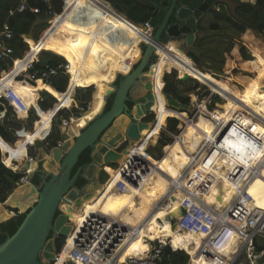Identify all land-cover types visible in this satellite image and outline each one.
I'll use <instances>...</instances> for the list:
<instances>
[{
    "label": "trees",
    "instance_id": "trees-1",
    "mask_svg": "<svg viewBox=\"0 0 264 264\" xmlns=\"http://www.w3.org/2000/svg\"><path fill=\"white\" fill-rule=\"evenodd\" d=\"M65 1V12L63 15L59 16L60 20L57 18L54 19V30L51 31V33L43 38L40 42L38 41V43L34 42L32 39H29L28 42L30 47L35 51L43 49L46 50L41 53L42 55L39 58V62L35 64L36 68H39L42 64L47 62L50 64H56L57 62L65 61L66 57L71 65V68H73V73L69 79L67 88V75L65 74H58L49 80L48 84L51 86L47 84L46 89L52 93V95H54L57 101L55 103V98L48 92L43 91L39 104L44 110L37 108L40 120L33 131L24 132L23 135L26 139L25 141L19 139L16 141V144H10L14 141V138L12 139L10 134H8L5 126L0 125V149L4 155L3 162L6 165L5 166L1 162L0 153V202H3L7 198V196L17 186L19 180L25 175V172L23 171H14L9 168L14 166L12 160L19 158V155L17 154L18 147L23 145L26 149V141L30 142V140L33 138H41L45 133L44 128L49 126V120H52V116L55 114V112L60 110L62 107L70 105L71 96L74 93V87L71 85L72 80H78L79 77L83 76L85 73L88 75L89 73L94 72L96 75H100L107 71L108 61L106 60V57L102 56V52L98 51L100 48H103L102 51H108V48L114 49L116 45L121 44L124 40L130 38V36L125 33V31L119 28H112V25L109 22L106 21L101 23L99 21L100 17L91 13V8L89 10L85 2L80 0ZM107 1L114 9L125 15L127 19L133 23H144L149 21L151 17L152 9L145 3L149 0ZM28 2L30 5L40 6L42 11L48 9L47 5L43 4L40 0H28ZM232 2L233 3H231V5L229 3H225L224 1L220 2L216 7L207 12L208 14L205 17L198 19L195 40L192 44L184 47V51L187 54V57L196 64L197 68L201 72L207 73L213 78L214 76L218 78L220 75H223L224 71L230 67L229 69H232V72L234 73V78H236L238 82L244 83L243 87L240 90H235L232 89L225 81H219L225 83L233 91L235 90V92L241 91L240 94H242L245 99L249 98L248 100H250L253 105L257 104L258 102L262 103L263 107L261 109L264 110V90H262L264 89V0H232ZM3 5L4 8L2 10V20L6 19L11 30L16 34L14 39L10 41V44L14 47V56L19 57V55H21L27 47L19 35L29 32L36 16L29 11H25L24 13H14L7 16V10L15 6V0H4ZM62 6V0H50V9L60 12L62 10ZM39 24L41 23L39 22ZM62 24H68V26L70 25V30L67 33H64L67 29L63 28ZM35 36L36 39L39 37L37 34H35ZM51 40H54L56 44L50 42ZM247 45H251L253 48H255V50L252 51L254 57L251 61H249L251 59V55L247 49ZM52 49L56 50L57 52ZM256 49L259 50L261 54ZM50 51H53L55 54ZM29 54L30 52L26 53L23 59L16 60L15 65L12 66L9 71H6L7 65H2V70H5L3 73V77L5 78L0 80V91L6 86H11L25 101L27 107L31 106V104L35 105V98L37 96L38 89L34 88L31 84L16 81L14 76L19 73L18 69L24 65ZM231 63H234L235 68L230 66ZM10 65L11 64H9V66ZM260 65H262V67ZM172 68L177 69L176 67H171L170 69ZM254 72H256V74L251 78L250 76ZM170 75L173 77V81L167 80L165 76L164 80L171 83V91L174 97L181 105H189V92L195 93L196 89L200 87V84L192 77H189L186 81L178 79L177 72L175 70H173ZM118 79L119 77L117 80ZM179 85L182 86L181 92L178 88ZM233 85L238 86L236 83ZM92 91L93 87L87 83L81 84L80 88L76 90L74 97L75 99L82 101L81 107H87V103L90 101ZM192 98L195 99L196 96H193ZM111 99L112 96L108 97L107 103L104 107L105 110L109 108ZM215 101H220V97L217 94L213 96L210 107L214 106ZM54 103L55 105L53 106ZM6 107L11 110L10 106ZM219 108L223 112L218 109H214V111L216 110V114L218 116L224 115V111L226 110L222 107ZM0 110H2L1 105ZM162 110L161 112L163 114L161 115L155 112V121L162 124H159L157 129L161 131V129L166 126L168 130H174L177 133L178 129L176 130V128L178 120L176 118H168L167 120V117L176 116L178 118L184 119L185 114H181L179 110L170 112L167 107L163 108ZM10 114V111L6 113L8 117ZM68 115L65 117H68ZM20 116L25 117L26 113H20ZM166 121L168 122L167 125ZM198 123L199 122H197V120L196 123L186 121L185 127H181V125H179V127H181V131L174 140L172 137L166 136L165 133L160 136V132L158 131L147 133L145 137V143L149 146L155 142H157V144L156 146H150V148L147 149V152L145 150H134L133 153H137L138 156H133V158L130 159L133 162V166L131 168H134L137 164H144L147 166V168L155 171L157 174H161V176L166 175L167 171L165 166L159 164L157 161H155V159L161 162L162 156L165 154H169L170 157L176 158V156L179 155L177 148H179L180 153H186L190 155L195 142L199 138L203 136H206L207 138L211 137V133L215 128L213 123L210 125H207L204 122L200 123V127L203 128L201 130L205 131L206 133L202 132L198 126H194L195 124L198 125ZM192 128H196V130ZM254 129L257 132H264V129L260 128L259 126H255ZM60 139V128L55 122H53L51 132L46 138V142H48L46 149H50L51 147L55 146L57 142L60 141ZM212 142H214V140H212L210 143ZM238 146L240 145L238 144ZM162 148L164 153L162 152ZM25 149L23 151L24 153ZM242 150L247 154L245 148ZM89 151V148H87L80 154L78 163L74 167L72 173L77 167L89 162ZM210 152L211 158L216 165L214 168V173H212L213 176L209 175L210 171H208V169L205 170V167L203 168L201 165V159L203 156H207L209 154L206 151L203 152L202 157L196 161L195 165H198L203 169L201 170L199 168L205 176H210L212 178L209 179V182L215 183V181H219L224 183L223 191L225 192L229 203H231L233 196L237 192V187L236 183H230L228 181L226 175L229 172L237 170L238 164L231 163L229 155H226L223 159H221L223 156L222 150L214 151L213 146L210 147ZM30 155L32 154L30 153ZM192 160L193 159H191V161ZM216 160L218 161V164L216 163ZM131 168L122 167V169H119V166L116 165L106 166V171L113 172L115 174L113 181L116 179L111 185L110 195H127V197L123 198L120 202H114L107 206L105 210L106 215L113 220L119 221L122 225H124V228L126 227V229H128V231L130 229L127 227L128 223L125 224L127 221H124L123 215H126V218L129 219H136L143 212L141 206L133 202L131 197H139L146 205H150L151 191L154 188H157V186L150 181L145 173L143 175L140 173V168H135L133 179L136 178V180H133V183H126L127 186L125 187V190H119L117 188L116 182L122 178L121 175L124 171ZM102 174H104L106 179V174ZM38 175L39 173L37 172L32 179L33 183L35 184L39 183ZM255 180L259 182L262 181L264 188V181L261 178H257ZM84 183L85 180L83 178H78L75 184L77 187H81ZM256 188L257 190L251 189L249 187L248 191L251 196L255 197L258 193L263 194L264 198V191L261 190L259 184L256 185ZM256 205L260 206L259 203H256ZM24 214L25 213H16V215H14V217L11 219L0 223V243L4 241L6 236L12 235L16 231L24 218ZM92 217H94V215L89 216V220H91ZM158 218L160 219V217ZM159 223L161 225L164 224L161 219L159 220ZM78 229L80 230V227H78ZM237 235V233L234 234L229 231L225 234L217 235L215 238V244L212 247L202 244L203 247L201 258L204 259V262H206L205 264H228L238 248ZM139 239H144L146 241V238L141 234L134 236L132 243L125 252L128 254V256L133 255L139 257L144 255L148 250L149 247L147 246V243ZM180 240L181 237L179 241L178 237H176L174 244L172 245V247L177 250L172 251L169 246L164 248L161 264H186L188 262V254L183 252L180 245ZM69 241L70 240L67 238L64 240V238L61 236L57 237L55 240L57 252L62 253V251L67 248ZM254 247L256 252H263L260 263H264V237H256L254 239ZM166 255L169 256L166 257ZM190 262V264H194L195 260L193 261L191 259ZM54 263L62 264L63 260L58 259L55 260Z\"/></svg>",
    "mask_w": 264,
    "mask_h": 264
},
{
    "label": "water",
    "instance_id": "water-1",
    "mask_svg": "<svg viewBox=\"0 0 264 264\" xmlns=\"http://www.w3.org/2000/svg\"><path fill=\"white\" fill-rule=\"evenodd\" d=\"M219 1L145 2L152 9L149 19L153 28L151 40L142 41L140 46L135 48L132 59L121 72L116 73L114 80L119 77L117 83L113 80V89L105 94L106 97L112 96L109 108H104L107 103L105 99L101 112L88 118L78 129L77 136H74L71 130L75 124L73 120L69 126L64 127L60 126L61 118H55V123L60 126V142L46 152L43 141L36 139L34 159L20 166L22 171L31 168V176L27 177L26 182L18 184L7 198L0 202V223L14 217L13 210L25 213L16 231L0 243V264H53L57 253L55 240L59 236L66 237L71 228V222L61 210V205L66 202V195L72 198L81 194L75 184L76 180L83 178L86 181L92 174V169L97 167L95 162H99V169L105 164H119L120 156L127 152L131 143L141 138L140 131L150 123L145 119L146 116L154 114L153 121L156 118L151 109L155 95L152 93L150 81H146L144 88H139V92L137 89L143 74H147V70L155 63V50L160 49L161 45L169 40L179 44H192L197 33L198 19L204 17ZM39 22L46 20L36 16L32 26ZM137 24L145 28L142 22ZM27 35L32 37L31 32ZM181 50L184 51V47H181ZM189 77L191 76L188 74H182L178 78L186 81ZM161 80L167 105L178 110L190 109L189 105H181L176 100L171 91V83L165 81L163 76ZM89 107L83 114L89 112ZM70 111L75 119L82 113L75 107H71ZM28 143L26 141V145ZM87 148L90 150L89 162L77 167L72 173L80 154ZM37 172L39 183L35 184L32 179ZM181 212L184 214L185 210L182 208ZM166 219L170 220V217L167 216ZM64 264L74 263L68 260Z\"/></svg>",
    "mask_w": 264,
    "mask_h": 264
},
{
    "label": "built area",
    "instance_id": "built-area-1",
    "mask_svg": "<svg viewBox=\"0 0 264 264\" xmlns=\"http://www.w3.org/2000/svg\"><path fill=\"white\" fill-rule=\"evenodd\" d=\"M3 1L4 0H0V10ZM40 1L43 4H46L48 9L42 11L40 6L30 5L28 0H15V6L11 7L8 10L10 15L14 13H24L25 11H29L35 16H39L40 18L43 16L47 19V26L45 27V29H43L42 36L40 35L41 37L39 36L34 41L36 43H38V41L40 42L43 38L49 35L51 31L54 30V19L60 15H63L66 8L65 0H62L63 6L60 12H56L54 9H50V0ZM94 1L95 6L101 8V12L104 15L121 19L126 24H130L133 27H136V25H138L136 23L128 21V19L124 15L110 6L109 2H107L106 0ZM143 24L145 25V28L151 27L149 21L144 22ZM15 36L16 34L10 29L8 23L6 21H3L0 16V60L3 61L6 59H10V66H14L18 58L14 56L13 46L7 45L5 41H11ZM21 38L29 45V50L26 53L33 52L28 42V37L26 35H21ZM43 51L46 50L43 49L36 52L32 59L25 64V69L21 70L16 76H14V79H17L20 76L25 77V79L20 78V80L16 81L49 82V80L53 76H56L58 74L67 75V80L71 78V73L69 72L70 63L67 59H65V61L57 62L56 64H50L49 62H47L42 64L39 68H36L35 64L39 62L38 56H40ZM2 72H0V74ZM4 78L5 77L0 76V80ZM208 89L210 88L208 87ZM74 93L72 95H74ZM214 94L215 93L211 89L208 93H202L201 88L198 87L196 89V92L194 93L196 98H192V100L190 101V109L179 110L181 114H185L184 119L178 118L176 116H174V118L176 117V119L179 120L178 124H180L181 127L182 124L186 125V121L196 123V120L200 116L206 117L216 125V127L213 129V132L211 133L212 138L206 140L198 149L197 153L194 156V159L189 164V168L195 166L197 157L203 155L202 152L206 151L209 154L207 156H203V158L201 159V165L203 168L205 167V170L208 169V171H210L209 175L213 176L212 173H214V168L216 165L211 158L210 147L213 146L214 151L225 150L229 155L231 163L238 164L237 170L229 172L226 175V178L230 183H236L237 192L233 196L230 206L226 210L213 211L200 201H198V203L194 202L190 204L189 207L186 208L185 213L178 220L179 227L182 230L198 232L204 235L203 244L205 246L211 247L214 246L215 238L217 235L225 234L229 231L234 234L237 233L242 238V242L241 245H239L237 254L234 256V259L232 261H236L242 256V259H244L240 264H264L260 263L263 252H256L254 247V239L258 236L264 237V208H259L255 205L251 206L254 200L248 191L253 180L261 178L264 181V132H257L255 129H253V127H255L254 125L260 123L261 118L258 114L253 113V111H249L248 113L244 112L243 116L245 117V122L239 124L237 122V119H241L242 117L238 112H235V118H232L231 120H227L226 114L218 116L214 112V108L216 107L217 103H214L215 107H210ZM221 98L225 100V98ZM0 101L3 105L10 106L13 112L18 115L20 113L28 114L31 106L35 109V112L38 113L37 108L39 107L33 106V104L27 107L25 101L11 86H6L0 91ZM88 106L90 105H87L86 108H88ZM70 107L71 103L70 106L66 107V109H69ZM86 108H83L81 106L77 107L80 112L84 111ZM59 112L60 110L55 112V114L52 116V119L55 118V116H57ZM60 118V126L64 127L69 126L70 122L72 120L74 121L75 119L72 116ZM52 124L53 123L51 120L47 132H45L40 138L43 139L45 147L48 146L46 138L51 132ZM181 127L177 129L180 130ZM163 128L162 129L164 131H162L161 134L166 132L171 135L173 140L179 133L178 132L172 134L171 131L166 127ZM78 134L79 131H77V133H74L73 135L77 136ZM211 140H214V142L209 144ZM207 144H209V146H206ZM236 144H239L240 147H236ZM243 148L246 149L248 155L244 153V151L242 150ZM33 159L34 156H27L26 154L24 155L23 159L13 161V164L14 167L17 168L18 165L20 166L23 164L21 163V161L26 162L32 161ZM135 168H140L139 171L142 175L150 171L149 168H147V166L144 164H137L134 168L124 171L121 175L122 178H120L117 183V188L119 190H125L126 183H133V180H136V178L133 179ZM31 171L32 170L27 169L25 171V175L20 179L18 184L26 182L27 175ZM187 173L188 171L187 169H185L183 171V174L186 175ZM181 180L182 176L177 180H173L167 194H165V196L163 197L167 198L168 195H171L173 191H176L179 188H183L188 191L187 187H190L192 182H189L187 186H185L180 182ZM108 220L109 223L99 220L91 226H85V229L87 228V231L84 229V231L82 232V236L78 238V242L75 243V246L72 249L71 253L68 255L67 260H71L74 264H119L117 258L124 248V245H126L125 238L127 236L128 229H126V227L124 228L117 220H113L109 217ZM175 221H177L175 220V218L170 217L171 223ZM88 222H91V220H88ZM147 242L149 244V248L143 256H128L124 259L122 264H161V258L167 242L159 240H149ZM168 244L172 251L177 250L173 248L169 242ZM120 245H123L121 250H119ZM168 256L169 255H166V257ZM188 257L189 259L186 264H190L191 261V256L188 255ZM55 260L56 258L53 260V263ZM65 262L66 261H64L62 264H64Z\"/></svg>",
    "mask_w": 264,
    "mask_h": 264
},
{
    "label": "bare ground",
    "instance_id": "bare-ground-1",
    "mask_svg": "<svg viewBox=\"0 0 264 264\" xmlns=\"http://www.w3.org/2000/svg\"><path fill=\"white\" fill-rule=\"evenodd\" d=\"M80 1L85 2L88 8L90 6L91 8L90 12L93 13L94 15L99 16L100 22H106V21L109 22L113 28H119L125 31L126 33H129L130 38L124 40L121 44L116 45L114 49L108 48V55L106 57V60L108 61L107 71H105L104 73L100 75H96L95 73L91 72L86 76L87 84L95 86V90L93 92V98H92V101L89 107L90 108L89 112L86 113L87 115L81 113L80 115H77V118L74 120L75 124L71 127V130L73 131V133H77L78 129L81 126H83V124L86 123L88 118H92L94 115L101 112L105 104V94L110 89H113L111 88V83L115 79L116 73L121 72L122 68L132 59L134 52H135V48L139 47L142 41L148 42L151 40L150 34H152L151 32H149L150 30L152 31V27L143 28L139 25H136V27H133L130 24H126L121 19L113 18L108 15H104L101 12V8H98L97 6H95L94 0H80ZM3 8H4V5L2 4L1 10H0L1 18H2ZM9 15L10 14L7 10V16ZM56 18L60 20L59 16ZM5 21L7 22V20ZM63 28L67 29L68 28L67 24H63ZM67 32L68 30L66 31V33ZM5 43L9 46L11 45L10 40H6ZM98 51L102 52V48H100ZM36 52L38 51L33 50V52H30L24 65L18 69L19 72L25 69L26 67L25 64L29 60L32 59V57L36 54ZM155 53H156L155 63L151 65V70L148 74H143V77H141L139 81L140 85L137 87L138 92H139V88L141 89L144 88L145 82L148 80L150 81L152 93L155 95V100L151 106V109L154 112H159V111L161 112V109L163 107H167L170 112L178 110L176 108H170L167 105L166 98L164 94L162 93L163 82L161 80L165 71L169 70L171 67H174L175 65L178 68H180L179 75L188 74L192 77H195L199 79L200 81L204 82L213 92H216L220 94V96L225 98V100L227 101V106L224 107L221 104H217L216 107H222L223 109L227 111L225 112L227 116V120H231L232 118H235L234 114L235 112H238L242 117L241 119L245 121V117L243 116L244 112L248 113L249 111H253V113L258 114L261 118L260 123L254 126H259L260 128L264 129V112L260 110L259 108L254 107L252 105L253 103L249 102L250 100L247 101L249 98L245 100L243 95L240 94L239 91L234 92L225 83L197 69V67L190 60H188L187 54L181 50V46L177 41L169 40L165 42L163 46L161 45L160 49L155 50ZM9 63L11 64L10 59H6L3 61L0 60V72L3 71L1 68L2 65H7V68H8ZM260 66L262 67V65ZM70 70H73V68H71V65H70ZM70 73L72 75L71 71ZM163 79H164V76H163ZM71 85L72 87L76 88V87H80L81 84L77 79H74L71 81ZM202 117L203 116H200L197 119V121H200V120L203 121ZM237 120H240V119H237ZM50 122H51V119L49 120V123ZM49 126H46L44 128L45 132H47ZM157 128H158V123L154 120L148 123L147 126L144 127L140 131L141 138L131 143L127 152L120 156L118 162L121 168L122 167L131 168L133 166V162L130 160L132 151L146 150L149 147V145L145 143L146 134L149 132H154V131L160 132ZM201 131L206 133L203 130ZM206 140L208 139L206 136H204L196 142L195 152L198 151V149L203 145V143ZM222 154L223 156L221 159H223L224 156L228 155L225 150H222ZM132 155L138 156V154L137 153L135 154V152ZM101 156H103V154H101ZM23 157H24V154L21 157H19L18 160L23 159ZM21 163L24 164L25 162L21 161ZM95 163H96V166H100L98 164L99 162H95ZM165 164H166L165 169L167 171L166 175L161 176V174H158L157 175L158 178H157L152 173H150L151 177L155 179L156 182L158 183V187H160V189L162 190V192L159 193V203L152 205L149 208H146L147 217L141 220L140 222L127 218V220H129V224L133 227L132 237L134 238V236H136L137 234H141L143 237H145L148 240H155V241L159 240V241H164V242L168 240L169 243L172 244L175 234L178 232V234H176V236H178L179 234H181V232L179 231H182L185 235V238L187 239L185 246H184L186 251L190 255L196 257L200 255L201 253V245L198 241H196L192 237L191 234L193 233V231L182 230L179 227V224L178 226H176V228H168L166 226L161 225L159 223V220H157L155 217L156 216H169V217H174L176 220H179V218L183 215V213L181 212V209L183 208L184 210H186V208H188L190 204L194 202L198 203V201L203 202L205 206H208L213 211L226 210L230 206V203L228 199L226 198L225 192L223 191L224 183L219 182V181L215 182V185H216V188H215L209 182V178L205 176L204 173L196 165L186 175L183 174V171L188 167L184 157H182V164L180 165L179 164L176 165L169 158L165 159ZM107 165L117 166L118 164L117 163L105 164L103 165L101 171L103 170L106 171ZM29 169L32 170L31 168ZM163 171H164V167H163ZM181 176H182V180L180 182L183 185L187 186L189 182H192L191 186L187 187L188 191L183 188H179L176 191H173L171 195H168V197L165 198V200L161 202L163 196L167 194L172 181L177 180ZM117 183L118 181L116 182V184ZM112 184L113 182H111L110 180H106L103 183L94 181L91 183L89 191H87L85 194H83L84 188L79 187L81 194H78V196L77 194L72 198L67 195L65 196L67 200L66 202H63V205H61V210H63V213L67 215V220L71 222V228L67 236L64 237V240L66 238L69 239L70 241L68 242V246H70L71 243L73 244V246L72 248H69L67 246V248L64 251H62V253L57 252L55 254L56 260L62 259L63 262L68 261L67 260L68 255L71 253L72 249L74 248L75 243L78 242V238L82 236V232L84 231L85 226H91L95 222H98L99 220L106 221L109 223L105 210L107 206L115 202V196L110 195L111 193L110 187ZM251 186L255 188L256 185L252 183ZM253 200L254 202L253 204H251L252 206L253 205L257 206L256 203H259L260 206H257V207L264 208L263 194H257L255 197H253ZM136 201L141 204V201L139 198L136 199ZM165 201L166 203H164ZM93 215L94 217H92L91 222H88L89 220L88 217L93 216ZM160 219L162 220L164 224H170V222L166 218H160ZM78 227H80V230L78 229ZM85 230L87 231V228ZM195 233H197V236L200 240L204 239V235L198 232H195ZM128 236H126L127 238H125L126 245H124L123 249H122L123 245H120L119 250L122 249V251L118 257V259H120L118 262L119 264H122L124 259L128 257V254L125 253L126 250H128ZM74 237H75V240H74ZM139 240L145 241L144 239H139ZM241 242H242V238L240 236L237 237L238 247L239 245H241ZM148 247H149V244H148ZM237 250L234 253V255L237 253ZM234 255L232 256L228 264H230V262L233 260Z\"/></svg>",
    "mask_w": 264,
    "mask_h": 264
},
{
    "label": "crops",
    "instance_id": "crops-1",
    "mask_svg": "<svg viewBox=\"0 0 264 264\" xmlns=\"http://www.w3.org/2000/svg\"><path fill=\"white\" fill-rule=\"evenodd\" d=\"M225 2V3H233L232 2V0H220L219 1V3L220 2ZM218 3V4H219ZM218 4H216V5H214V7H216ZM213 7V8H214ZM208 13H206L205 15H204V17L207 15ZM41 19H43V20H46V22H40L41 24H47V19L45 18V17H41ZM6 20V19H5ZM5 20H3V21H5ZM39 24V23H38ZM37 24V25H38ZM37 25H35V26H32L31 27V29L29 30V32L28 33H24V34H21V35H26L27 37H28V40L29 39H32V37H33V41H35L36 40V36H35V34H37V33H35L36 31H39V29H40V27L39 26H37ZM40 25V24H39ZM63 25V24H62ZM47 26V25H46ZM67 27H69L68 26V24H67ZM68 29V28H67ZM67 30H65V32H66ZM31 32V35H32V37H29L27 34H29ZM64 32V33H65ZM149 32H151V30L149 31ZM21 35L19 36L20 38H21ZM38 35V34H37ZM38 36H40V35H38ZM14 39V38H13ZM12 39V40H13ZM21 40H22V38H21ZM23 41V40H22ZM23 43L24 44H26V46H27V43L26 42H24L23 41ZM12 46V45H11ZM14 48V47H13ZM29 50V48H28V46L26 47V49L22 52V54L21 55H19V57L20 58H23L24 57V55L26 54V52ZM50 52H52V53H54L53 51H50ZM55 54V53H54ZM102 56H104V57H107V55H108V51H102ZM41 55L42 54H40V56H38V58H40L41 57ZM188 58V57H187ZM19 59V58H18ZM66 59V58H65ZM188 60H190L193 64H194V62L190 59V58H188ZM10 64V63H9ZM195 65V64H194ZM9 66V65H8ZM196 66V65H195ZM12 66H9L7 69H6V71H9L10 70V68H11ZM180 69V68H179ZM72 73H73V70H70ZM69 71V72H70ZM5 72V70L0 74V76H3V73ZM94 73V72H93ZM87 73H85L83 76H80L79 77V79H78V81L80 82V84H83V83H87V80H86V75ZM20 78H24L25 79V77H23V76H20V77H18L17 79H15V80H20ZM115 81V80H114ZM25 83H28V84H31L34 88H37L38 90H37V96H36V98H35V105L33 104V106H38L40 109H42L41 107H40V104H39V102H40V100H41V98H42V94H43V91H46V92H48L51 96H53L54 97V95H52V93H50L47 89H46V85L48 84V82H39V81H37V82H25ZM69 83V79L67 80V84ZM67 84H66V88L68 87L67 86ZM75 84V83H74ZM48 85H50V84H48ZM51 86V85H50ZM92 87H94L93 85H91ZM85 87H87V86H85ZM66 88H65V90H66ZM80 87H78V88H76V89H79ZM55 89V88H54ZM94 89V88H93ZM15 90V89H14ZM74 90H75V88H74ZM93 92V91H92ZM75 93H76V90H75ZM75 93H74V95H72L71 96V107H75V108H77V107H80L81 106V102L82 101H79V100H77V99H75ZM240 93H241V91H240ZM55 98V97H54ZM105 99H108V97H105ZM56 101H57V99L55 98V103H56ZM91 99H90V101L87 103V105H90L91 103ZM55 103L53 104V106L55 105ZM90 103V104H89ZM0 105L2 106V110H0V125H3V126H5L6 127V130H7V132H8V134H10V136L12 137V139L14 138V141L12 142V143H10V144H16V141H18L19 139H21V140H26L25 139V137H24V132L26 131V132H30V131H33L34 129H35V127H36V125L38 124V121L40 120V116L38 115V113H36L35 112V109L31 106V109H30V111H29V113L28 114H26V116L25 117H21L20 116V114L18 115V114H15L14 112H13V110H12V108H11V110H9L8 109V107H6V106H8V105H3L2 104V102L0 101ZM253 105V104H252ZM52 106V107H53ZM70 106V105H69ZM254 107H256V108H258L259 106H257V105H253ZM51 107V108H52ZM70 107V108H71ZM51 108H49V109H51ZM70 108L69 109H66V107H64L63 109H60V112L57 114L58 115V117L60 118V117H65L66 115H68V113H69V115H68V117L69 116H72V112L70 111ZM163 108H166V107H163ZM162 108V109H163ZM260 108V107H259ZM49 109H46V110H49ZM161 109V110H162ZM42 110H44V109H42ZM260 110H262L261 108H260ZM8 111H10L11 112V114H10V116L8 117L7 115H6V113L8 112ZM59 111V110H58ZM263 112H264V110H262ZM158 114H163L162 112H157ZM57 117V118H58ZM55 118H53L52 119V123H53V121L55 122V120H54ZM51 123V122H50ZM159 124H161V123H158V125ZM162 125V124H161ZM164 126V125H163ZM194 126H198V128L199 129H201V127H200V123H198V125L197 124H195ZM215 126V125H214ZM31 127V128H30ZM30 128V129H29ZM192 129H194V130H196V128H192ZM191 130V129H190ZM204 137V136H203ZM2 138V137H1ZM202 138V137H201ZM36 139H40V138H33L32 140H30V142L28 143V145H26V149H25V147L23 146V145H20L19 147H18V151H17V154L19 155V157H21L22 155H23V151H24V149H25V153H24V155H26V153L27 154H29L30 155V153L32 154V156H33V152H35L36 151V148H37V146L35 145V140ZM200 139V138H199ZM198 139V140H199ZM210 139V138H209ZM208 139V140H209ZM40 140H42L43 141V139H40ZM7 142V141H6ZM43 143H44V141H43ZM210 143V142H209ZM209 144H207V146H208ZM178 149V148H177ZM179 151V150H178ZM0 153H1V162L4 164V162H3V157H4V155H2V152H1V149H0ZM179 153H180V151H179ZM197 152H195V146H193V148H192V150H191V152H190V155H188V154H186V153H180V155L177 157L176 156V158L174 157V158H172V157H170V155L169 154H165V155H163L162 156V161L161 162H159L158 160H156L155 159V161H157L159 164H161V165H166L165 164V159L166 158H169V159H171L172 160V162L173 163H175L176 165L177 164H182V157H184L185 158V161H186V163H187V171L188 172H190L192 169H193V167L194 166H192V167H190L189 168V164H190V162H191V159H194V156H195V154H196ZM203 153V152H202ZM132 154H133V151H132ZM131 154V159L133 158V155ZM144 155V154H143ZM202 157V155L201 156H199V157H197V159H196V161L199 159V158H201ZM16 160H18V159H16ZM13 161H15V160H12V162ZM177 162V163H176ZM196 164V163H195ZM5 165V164H4ZM6 166V165H5ZM21 166V165H20ZM20 166H18L17 168H15V169H13V168H11V167H9V168H11L12 170H14V171H16V170H19V171H22V170H20ZM198 168H200L198 165H196ZM14 167V166H13ZM124 168H127V167H124ZM201 170H203L202 168H200ZM150 170V169H149ZM23 172H25V171H23ZM106 173L105 174H107L108 175V177H107V179L108 180H110L111 182L113 181V179L115 178V174L113 173V172H108V171H105ZM30 173V172H29ZM28 173V175H30L31 176V173L29 174ZM150 173H152L154 176H156L157 178H158V174L155 172V171H152V170H150L149 172H146L145 174H146V176L150 179V181L153 183V184H155L156 186H157V188H154L152 191H151V199H150V205H146L143 201H142V199L141 198H139V197H136V196H132L131 197V200L133 201V202H135V203H137L138 205H140L141 206V208L143 209V212H142V214L140 215V216H138L136 219H133V220H136L137 222H140L141 220H143V219H145L146 217H147V214H146V208H149V207H151L152 205H155V204H157V203H159V193L160 192H162V190L160 189V187H158V183L156 182V180L155 179H153L152 177H151V175H150ZM209 179H212L210 176H207ZM106 179V180H107ZM105 180V181H106ZM104 181V182H105ZM211 183V182H210ZM212 184V186H214L215 188H216V185H215V183H211ZM127 197V195L126 194H124L123 196L120 194V195H118V196H115V202H120L123 198H126ZM140 199V201H141V204L139 203V202H137L136 201V199ZM167 201V200H166ZM166 201L164 202V203H166ZM164 203H163V205H164ZM162 205V206H163ZM124 216V221L126 220V221H128L127 220V218H126V215H123ZM158 217H160V218H167V216H156L155 218L157 219V220H160ZM168 220V219H167ZM176 220V219H175ZM125 221V222H126ZM169 222H170V220H168ZM125 224H127V222L125 223ZM178 220L177 221H175V222H173V223H171L170 222V224H162L163 226H166V227H168V228H176V226H178ZM127 227H129V231H128V233H127V236H128V234H129V236H128V247H129V245L132 243V240H133V227L132 226H130L129 224H127ZM179 232H181V234H182V237H181V240H180V245H181V248H182V250L183 251H185L188 255H190L187 251H186V249H185V243H186V241H187V239L185 238V235H184V233L182 232V231H179ZM176 234H178V232L176 233ZM176 234H175V236H174V239H173V242H172V244H170L171 246L174 244V241H175V238L177 237L176 236ZM192 237L197 241V233H195V232H193L192 234ZM237 237H239V234L237 235ZM127 238V237H126ZM148 239H146V241H147ZM182 243V244H181ZM201 245V253H200V255H198V256H196V257H194V256H192V255H190L191 256V259L194 261L195 260V263L194 264H205L206 262H204V259H202L201 258V255H202V247H203V245L202 244H200ZM118 259V258H117ZM119 260L120 259H118V262H119ZM191 263V262H190Z\"/></svg>",
    "mask_w": 264,
    "mask_h": 264
},
{
    "label": "rangeland",
    "instance_id": "rangeland-1",
    "mask_svg": "<svg viewBox=\"0 0 264 264\" xmlns=\"http://www.w3.org/2000/svg\"><path fill=\"white\" fill-rule=\"evenodd\" d=\"M104 1V0H103ZM107 1V0H106ZM108 2V1H107ZM109 5L111 6V4L109 3ZM229 5V4H228ZM230 5H231V3H230ZM89 10H90V6H89ZM101 23H103V22H101ZM47 24H38L37 26H39L40 27V29H39V31H36L35 33H37L38 35H41L42 36V34H43V29H45V26H46ZM70 26V25H69ZM113 28V27H112ZM116 29V28H115ZM68 31H69V27H68V29H67ZM66 33V32H65ZM126 33V32H125ZM126 34H128L129 35V33H126ZM40 36V37H41ZM50 42H52V43H54V44H56V42L54 41V40H51ZM50 42H48V43H50ZM58 44V43H57ZM180 46L181 47H186L187 46V44L185 43V42H182V44H180ZM247 49H248V51H249V53H250V55H251V59L249 60V61H251V60H253V54H252V51L253 50H255V48H253L251 45H247ZM102 50H103V48H102ZM257 50V49H256ZM258 52H259V50H257ZM260 53V52H259ZM61 54V53H60ZM261 54V53H260ZM62 55V54H61ZM64 56V55H63ZM65 57V56H64ZM66 58V57H65ZM154 59H153V61L154 60H156V58L155 57H153ZM195 64V63H194ZM232 64V65H231ZM230 64V66H232L233 68H235V66H234V63H231ZM196 65V64H195ZM174 67H176L177 69H175V68H172V69H170V70H168V71H165L166 72V75H165V78L167 79V80H170V81H173V77L170 75L172 72H173V70H175L176 72H177V77H179V68L177 67V66H175L174 65ZM197 67V66H196ZM251 67V66H250ZM230 67H228L227 68V70L226 71H224V74L223 75H220L218 78L216 77V76H214V78H216V79H218V80H221V81H225L232 89H235V90H240L242 87H243V85H244V83H242V82H238L237 80H236V78H234V73L232 72V69H229ZM198 69V68H197ZM252 69V68H251ZM150 70H151V67H150V69H148L147 70V74L150 72ZM256 74V72H254V74H252L250 77L252 78L253 77V75H255ZM163 75V76H164ZM192 77V76H191ZM193 79H195L199 84H200V88H201V92L202 93H208L210 90L208 89V87H207V85L206 84H204V83H202V81H198V79L197 78H195V77H192ZM118 81V80H117ZM236 83V85H238V86H234L233 84H235ZM202 84V85H201ZM203 86V87H202ZM94 89H93V92H94V90H95V86L93 87ZM179 89H180V92H181V89H182V86L181 85H179V87H178ZM77 90V89H76ZM235 90H234V92H235ZM93 92L91 93V101H92V98H93ZM190 93V94H189ZM189 93H187V94H189V98H190V101L192 100V97L193 96H195L194 95V93L193 92H189ZM214 93H216V92H214ZM216 94H218V93H216ZM192 96V97H191ZM214 96V95H213ZM218 96L220 97V94H218ZM106 97V96H105ZM222 97V96H221ZM221 97H220V101H218V102H216L215 101V103H217V104H221L222 106H227V101L226 100H221ZM245 99V98H244ZM213 100V99H212ZM246 100V99H245ZM247 101H249V100H247ZM250 102V101H249ZM91 103V102H90ZM89 103V104H90ZM190 105V104H189ZM256 105H258L260 108H262L263 107V105H262V103H260V102H258ZM258 107V108H259ZM259 108V109H260ZM214 109H218V110H220V108L219 107H215ZM221 112H223L222 110H220ZM224 112H227V111H224ZM215 113H216V111H215ZM190 116V115H189ZM58 117V115L57 116H55V118H57ZM173 118H174V116H172ZM204 117V116H203ZM202 117V119H203V121L202 120H200V121H197V122H199V123H205V124H207V125H210V124H212L213 122H211L209 119H207L206 120V117H204L203 118ZM167 118H169V117H167ZM176 118V117H175ZM146 120H148V121H150V122H152L153 121V119H154V114H148L147 116H146V118H145ZM178 120V119H177ZM178 122H179V120H178ZM237 122L239 123V124H242V123H244L245 121H243V119H240V120H237ZM167 121H166V125H167ZM179 125L180 124H178L177 123V128L179 129ZM166 127V126H165ZM182 127H185V125L184 124H182ZM215 127H216V125H215ZM31 128V127H30ZM29 128V129H30ZM177 128H176V130H177ZM255 127H253V129H254ZM164 129V128H163ZM161 130L160 131V134H161V132L162 131H164V130ZM172 130V129H171ZM180 131H181V129L180 130H178V132L180 133ZM177 132V133H178ZM165 133V135L166 136H168V137H171V135L170 134H168V133H166V132H164ZM171 133L172 134H174V133H176V131H174V130H172L171 131ZM159 134V135H160ZM178 135V134H177ZM210 139H211V137H209ZM209 138H207V139H209ZM158 139V138H157ZM158 141V140H157ZM198 141V140H197ZM196 141V142H197ZM196 142H195V144H194V146H196ZM156 144H157V142H155L154 144H152L151 146H156ZM236 147H240V146H238V144H236L235 145ZM182 149H183V147H182ZM178 150H179V148H178ZM146 151V150H145ZM162 151H163V153H164V150H163V148H162ZM179 152V151H178ZM34 155H36V151L35 152H33V156ZM180 155V154H179ZM178 155V156H179ZM177 156V157H178ZM220 160V159H219ZM12 163H14V162H12ZM216 163L218 164V161L216 160ZM19 166V165H18ZM117 166H119V164L117 165ZM218 166H220V165H218ZM11 168H15V167H11ZM119 169H122L120 166H119ZM102 169H101V167H100V169H99V167L97 166L95 169H92V174L91 175H89L88 176V178H86V181H85V183L81 186V188H84L83 189V191H84V194L87 192V191H89V189H90V185H91V183L92 182H94V181H97V182H99V183H103L106 179H107V177H108V175L106 174V179H105V176H104V174H102V172L103 173H105V171L103 170V171H101ZM117 175H118V173H117ZM108 180V179H107ZM115 181H113V183H114ZM216 182V181H215ZM252 183H254L255 185H257V184H259V187L261 188V190L262 191H264V188H263V183H262V181H257V180H254ZM250 188L251 189H256L257 190V188H256V186H255V188L254 187H252L251 185H250ZM110 189H111V187H110ZM224 190V189H223ZM111 191V190H110ZM258 192V191H257ZM258 194V193H257ZM163 200H165V198L163 197L162 198V200H161V202L163 201ZM160 202V203H161ZM262 204V203H261ZM14 212H15V210H13ZM90 213H92V212H90ZM127 223L129 224V220L127 221ZM130 225V224H129ZM131 226V225H130ZM178 237V241H179V239H180V237H182V235L180 234V236L178 235L177 236ZM147 241H149V240H147ZM147 241H146V243H147ZM197 241L200 243V244H203L204 242H203V240H200L199 238H198V236H197ZM167 243H166V245L165 246H169V244H168V240L166 241ZM72 246H73V244L71 243L70 244V246L69 247H71L72 248ZM147 246H148V244H147ZM183 252H185V251H183ZM186 253V252H185ZM237 254V253H236ZM235 254V255H236ZM234 255V256H235ZM234 259V258H233ZM244 259V258H243ZM243 259H242V256L239 258V259H237L236 261H231L230 262V264H240L242 261H243Z\"/></svg>",
    "mask_w": 264,
    "mask_h": 264
},
{
    "label": "clouds",
    "instance_id": "clouds-1",
    "mask_svg": "<svg viewBox=\"0 0 264 264\" xmlns=\"http://www.w3.org/2000/svg\"><path fill=\"white\" fill-rule=\"evenodd\" d=\"M122 14V13H121ZM123 15V14H122ZM125 16V15H124ZM126 17V16H125ZM127 18V17H126ZM203 18V17H202ZM129 21V20H128ZM131 22V21H130ZM137 24V23H136ZM153 31V30H152ZM27 46H28V48H29V45H28V43H27ZM17 58H20V57H17ZM164 74H166V73H164ZM254 74V73H253ZM165 76V75H164ZM180 76V75H179ZM178 78V77H177ZM179 79V78H178ZM199 81V80H198ZM210 90V89H209ZM216 94V93H215ZM214 94V95H215ZM218 95V94H217ZM221 100H222V98H221ZM223 101V100H222ZM224 102V101H223ZM215 107V106H214ZM170 118H173V117H170ZM163 134V133H162ZM160 136H161V134H160ZM19 183V182H18ZM18 183H17V185H18ZM16 213H19V211H17V210H15V214L14 215H16Z\"/></svg>",
    "mask_w": 264,
    "mask_h": 264
},
{
    "label": "flooded vegetation",
    "instance_id": "flooded-vegetation-1",
    "mask_svg": "<svg viewBox=\"0 0 264 264\" xmlns=\"http://www.w3.org/2000/svg\"><path fill=\"white\" fill-rule=\"evenodd\" d=\"M114 83H117L116 81L114 82ZM84 111H82V113H83ZM59 142V141H58ZM57 142V143H58ZM56 146V145H55ZM46 152H47V149L45 150ZM27 154V153H26ZM27 156H29V154H27ZM30 156H32V155H30ZM35 156V155H34ZM29 175H27V177H28ZM20 181V180H19ZM76 183V182H75ZM70 251V250H69Z\"/></svg>",
    "mask_w": 264,
    "mask_h": 264
}]
</instances>
